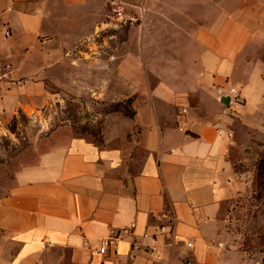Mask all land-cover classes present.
<instances>
[{
	"label": "crops",
	"instance_id": "0c3cea01",
	"mask_svg": "<svg viewBox=\"0 0 264 264\" xmlns=\"http://www.w3.org/2000/svg\"><path fill=\"white\" fill-rule=\"evenodd\" d=\"M110 2L0 0L1 105L12 112L46 98L43 80L70 59L97 66ZM139 2L143 45L121 55L111 78L132 97L131 126L102 142L73 136L16 172L0 196V264H95L91 248L115 234L109 264H264L226 241L237 117L221 101L228 82L239 84L246 120L262 98L248 56L264 0L230 10L226 0Z\"/></svg>",
	"mask_w": 264,
	"mask_h": 264
},
{
	"label": "rangeland",
	"instance_id": "374dc122",
	"mask_svg": "<svg viewBox=\"0 0 264 264\" xmlns=\"http://www.w3.org/2000/svg\"><path fill=\"white\" fill-rule=\"evenodd\" d=\"M235 1L226 0V9L230 10ZM133 2L109 3L108 22L95 38L98 62L93 69H86L83 60L77 64L70 59V65L54 67L43 80L47 89L43 101L32 103L27 99L12 112L0 101V196L11 187L21 167L58 143L77 135L96 142H102L105 134L112 139L125 137L134 104L132 97H127V87L116 93L111 78L121 55L143 45L145 8L139 0ZM259 27L248 57L260 71L264 84V24ZM14 83L13 87L22 84ZM231 86L240 90L235 81L228 82L226 90ZM2 89L0 78V97ZM261 97L253 112L245 115L246 120L240 116V108L244 107L234 97L227 105L228 110L236 112L237 121L231 151L232 194L224 203L223 216L229 245L233 242L250 257L264 262V86Z\"/></svg>",
	"mask_w": 264,
	"mask_h": 264
},
{
	"label": "built area",
	"instance_id": "2783aa9c",
	"mask_svg": "<svg viewBox=\"0 0 264 264\" xmlns=\"http://www.w3.org/2000/svg\"><path fill=\"white\" fill-rule=\"evenodd\" d=\"M7 33H9V32L7 31ZM14 82H17L19 84L22 81L21 80H14ZM225 96H230V103L232 102L233 97L235 98L236 101H239L242 98L240 90H237V88L234 86H231L229 88V90L226 92ZM134 228H135V223L130 224V226L125 228V233L130 235V236L134 235ZM159 230L161 232H163L166 230V227L161 226L159 228ZM143 236L149 237V234L147 232H145L143 234ZM120 238L121 237L119 234L109 235V236L103 238L99 245L91 248V252H92L93 256L96 258L95 264H109L108 258L110 256L111 252H115V253L118 252L117 245H118ZM130 244H131V249L135 250V249L140 248L141 242L137 239H133L130 242ZM219 244L222 245V243H219ZM47 245L49 246V245H51V243L48 242ZM189 245H192V243H189ZM151 253H154V249L151 250Z\"/></svg>",
	"mask_w": 264,
	"mask_h": 264
},
{
	"label": "water",
	"instance_id": "95a60500",
	"mask_svg": "<svg viewBox=\"0 0 264 264\" xmlns=\"http://www.w3.org/2000/svg\"><path fill=\"white\" fill-rule=\"evenodd\" d=\"M221 101L224 104L229 105V103H230V96H223V97H221Z\"/></svg>",
	"mask_w": 264,
	"mask_h": 264
},
{
	"label": "trees",
	"instance_id": "16d2710c",
	"mask_svg": "<svg viewBox=\"0 0 264 264\" xmlns=\"http://www.w3.org/2000/svg\"><path fill=\"white\" fill-rule=\"evenodd\" d=\"M264 263V262H263Z\"/></svg>",
	"mask_w": 264,
	"mask_h": 264
}]
</instances>
